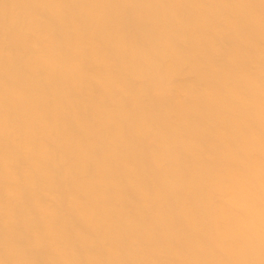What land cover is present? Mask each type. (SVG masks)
Segmentation results:
<instances>
[{
  "label": "bare ground",
  "instance_id": "bare-ground-1",
  "mask_svg": "<svg viewBox=\"0 0 264 264\" xmlns=\"http://www.w3.org/2000/svg\"><path fill=\"white\" fill-rule=\"evenodd\" d=\"M0 264H264V0H0Z\"/></svg>",
  "mask_w": 264,
  "mask_h": 264
}]
</instances>
